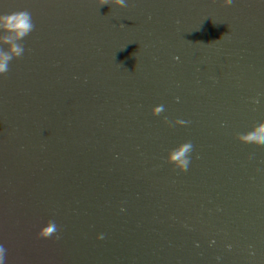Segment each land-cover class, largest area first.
I'll return each mask as SVG.
<instances>
[{"label":"water","instance_id":"obj_1","mask_svg":"<svg viewBox=\"0 0 264 264\" xmlns=\"http://www.w3.org/2000/svg\"><path fill=\"white\" fill-rule=\"evenodd\" d=\"M125 4L0 0L35 25L0 77L5 264H264V147L237 139L264 124V0Z\"/></svg>","mask_w":264,"mask_h":264},{"label":"clouds","instance_id":"obj_2","mask_svg":"<svg viewBox=\"0 0 264 264\" xmlns=\"http://www.w3.org/2000/svg\"><path fill=\"white\" fill-rule=\"evenodd\" d=\"M113 0H101L102 5L112 3ZM233 0H224V5L230 7ZM115 3L121 7H125V0H115ZM34 23L30 12L18 11L8 14L0 13V46L12 44L10 51H0V77L5 76L9 71L10 61L13 58H21L24 53V48L16 43L27 38L34 30ZM259 101H256L258 103ZM162 111L161 107L153 109V115L158 116ZM183 123V121H180ZM240 143L245 145H255L264 147V124H260L256 129L246 135L237 137ZM192 152V144L184 143L179 147V151L171 150L167 156V163L174 166L180 172H186L190 163V155ZM55 233V234H54ZM56 235L54 226L41 228L38 237L40 239H50ZM57 238H59L57 236ZM103 239V236L99 237ZM6 249L0 244V264H5Z\"/></svg>","mask_w":264,"mask_h":264}]
</instances>
